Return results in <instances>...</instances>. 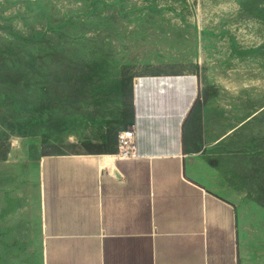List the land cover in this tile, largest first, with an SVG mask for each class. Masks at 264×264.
I'll return each instance as SVG.
<instances>
[{
  "label": "rangeland",
  "instance_id": "rangeland-1",
  "mask_svg": "<svg viewBox=\"0 0 264 264\" xmlns=\"http://www.w3.org/2000/svg\"><path fill=\"white\" fill-rule=\"evenodd\" d=\"M175 72L199 80L188 176L264 264V0H0V264H44L41 158L113 148L135 79Z\"/></svg>",
  "mask_w": 264,
  "mask_h": 264
},
{
  "label": "crops",
  "instance_id": "crops-1",
  "mask_svg": "<svg viewBox=\"0 0 264 264\" xmlns=\"http://www.w3.org/2000/svg\"><path fill=\"white\" fill-rule=\"evenodd\" d=\"M131 93L138 158L117 145L41 158L44 264H239L234 205L188 176L203 158L183 140L198 76L145 74Z\"/></svg>",
  "mask_w": 264,
  "mask_h": 264
},
{
  "label": "built area",
  "instance_id": "built-area-1",
  "mask_svg": "<svg viewBox=\"0 0 264 264\" xmlns=\"http://www.w3.org/2000/svg\"><path fill=\"white\" fill-rule=\"evenodd\" d=\"M117 154L123 159H136V130L135 125L131 124L128 129L120 131L117 136Z\"/></svg>",
  "mask_w": 264,
  "mask_h": 264
}]
</instances>
